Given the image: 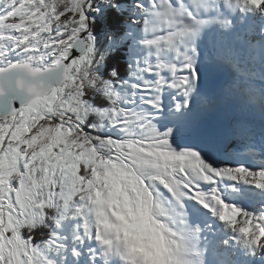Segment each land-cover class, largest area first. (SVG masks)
<instances>
[{"label": "snow or ice", "instance_id": "obj_1", "mask_svg": "<svg viewBox=\"0 0 264 264\" xmlns=\"http://www.w3.org/2000/svg\"><path fill=\"white\" fill-rule=\"evenodd\" d=\"M0 264H264V0H0Z\"/></svg>", "mask_w": 264, "mask_h": 264}]
</instances>
